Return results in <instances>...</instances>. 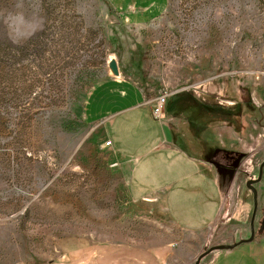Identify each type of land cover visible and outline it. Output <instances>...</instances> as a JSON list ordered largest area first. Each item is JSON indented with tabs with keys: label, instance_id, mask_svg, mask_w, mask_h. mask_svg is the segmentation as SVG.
Here are the masks:
<instances>
[{
	"label": "rangeland",
	"instance_id": "374dc122",
	"mask_svg": "<svg viewBox=\"0 0 264 264\" xmlns=\"http://www.w3.org/2000/svg\"><path fill=\"white\" fill-rule=\"evenodd\" d=\"M108 81L131 84L146 104L180 92L204 103L224 88L223 99L253 105L249 88L264 93V0H0V264L49 262L79 244L194 238L159 204L137 215L126 164L86 117ZM225 221L202 251L228 235Z\"/></svg>",
	"mask_w": 264,
	"mask_h": 264
},
{
	"label": "crops",
	"instance_id": "0c3cea01",
	"mask_svg": "<svg viewBox=\"0 0 264 264\" xmlns=\"http://www.w3.org/2000/svg\"><path fill=\"white\" fill-rule=\"evenodd\" d=\"M140 92L129 83L105 82L88 97L86 117L99 120V130L105 141L111 142L106 148L126 164L128 193L137 215L144 212L143 203L159 204L168 222L194 238L190 242L157 241L151 246L140 239L131 243L79 244L72 250H62V258L34 264H189L209 243L214 226L223 219L231 222L232 229H225L228 235L221 236L214 245H230L249 238L252 193L246 184L256 179L263 161L257 162L264 155L263 91L249 88L253 112L245 118L247 127L241 135L227 116L237 106L224 109L223 104L230 102L233 106L238 101L223 99L224 88L216 89L215 98H209L206 92L204 103L197 101L207 109L206 115L202 108L192 118L167 109L161 120L152 117L146 104L151 98H144ZM190 143L193 151L188 150ZM224 152L239 158L229 165V161H223ZM253 187L257 194L255 222L260 223L264 220V167ZM153 216L161 221L160 214ZM182 242L193 245L194 252L186 254ZM206 256V264H264L262 233L255 228L251 241ZM199 264L204 263L200 260Z\"/></svg>",
	"mask_w": 264,
	"mask_h": 264
},
{
	"label": "trees",
	"instance_id": "16d2710c",
	"mask_svg": "<svg viewBox=\"0 0 264 264\" xmlns=\"http://www.w3.org/2000/svg\"><path fill=\"white\" fill-rule=\"evenodd\" d=\"M227 98L228 99H234V98H231V95H228ZM189 100L190 99L188 98V95L186 93H184V92L177 93V94L173 95L166 102V108L169 111L173 110L174 108H177L179 111L180 109H185L187 104L196 105V106H198L199 110L202 108V106L199 107V105L196 101L191 100V102H190ZM188 101L190 103H187ZM237 105H238L237 108L233 112L228 114L227 116H228L229 121L232 124L234 130L236 131V133L241 135L243 133L244 129H246V127H247L245 118L252 115L253 105H251L250 103L243 104L239 101H238ZM202 110L204 111V113L208 112L206 108H202ZM187 138H189L191 140L190 135H188ZM191 148H193L192 143H190L188 145V150L190 149L193 151L194 149H191ZM238 158H239V155H233L231 153H225L224 152L223 161H227V162L229 161V165H230L231 160H232L231 162L234 163V162H236V160Z\"/></svg>",
	"mask_w": 264,
	"mask_h": 264
},
{
	"label": "water",
	"instance_id": "95a60500",
	"mask_svg": "<svg viewBox=\"0 0 264 264\" xmlns=\"http://www.w3.org/2000/svg\"><path fill=\"white\" fill-rule=\"evenodd\" d=\"M111 69L114 71V73H117V68H116L115 64L111 65ZM263 167H264V159L258 166L256 179L250 180L246 184V187L252 193V212H251L250 219H249V238L246 240L238 241V242L230 244V245H214V246H211V247L205 249L204 251H201L196 256L193 264H199L200 260L204 256L208 255L211 252L218 251V250H230V249L236 247L237 245H239L241 243H245V242L251 241L253 239V236H254V224L253 223L255 220V214H256V210H257V194H256V191H255L253 185L260 180ZM263 228H264V221L261 220L259 223L258 232L261 233Z\"/></svg>",
	"mask_w": 264,
	"mask_h": 264
},
{
	"label": "built area",
	"instance_id": "2783aa9c",
	"mask_svg": "<svg viewBox=\"0 0 264 264\" xmlns=\"http://www.w3.org/2000/svg\"><path fill=\"white\" fill-rule=\"evenodd\" d=\"M166 102H167V95L166 94H160L158 97H156L155 99H153L152 101L147 103V105H149V107H150V113L154 119H156V120L163 119ZM257 106H259L258 103H257ZM104 146L110 147L111 142L109 140L105 141ZM244 165L248 166V162L245 161ZM244 169L246 171H249L248 167H244ZM261 233H262V237L264 239V228H263Z\"/></svg>",
	"mask_w": 264,
	"mask_h": 264
},
{
	"label": "bare ground",
	"instance_id": "6f19581e",
	"mask_svg": "<svg viewBox=\"0 0 264 264\" xmlns=\"http://www.w3.org/2000/svg\"><path fill=\"white\" fill-rule=\"evenodd\" d=\"M224 106H226V107H227V106H230V104H229V103H224Z\"/></svg>",
	"mask_w": 264,
	"mask_h": 264
}]
</instances>
